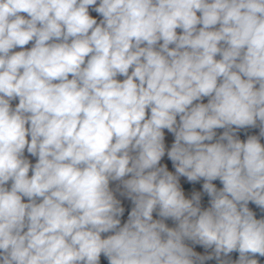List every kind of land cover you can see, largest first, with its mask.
I'll return each mask as SVG.
<instances>
[{
	"label": "clouds",
	"instance_id": "obj_1",
	"mask_svg": "<svg viewBox=\"0 0 264 264\" xmlns=\"http://www.w3.org/2000/svg\"><path fill=\"white\" fill-rule=\"evenodd\" d=\"M95 5L0 0V264H259L264 0H99V23Z\"/></svg>",
	"mask_w": 264,
	"mask_h": 264
},
{
	"label": "crops",
	"instance_id": "obj_2",
	"mask_svg": "<svg viewBox=\"0 0 264 264\" xmlns=\"http://www.w3.org/2000/svg\"><path fill=\"white\" fill-rule=\"evenodd\" d=\"M98 4H99V0H97V5L90 6L89 7V14L93 18L97 19V22L99 23L100 20L102 19V16L93 11L94 7L98 6ZM177 33L180 34L181 33V30L180 29H177ZM161 43H162V41H161ZM32 44H33V42H30L28 45L24 46V48L25 49H30L32 47ZM170 47H173V45H170ZM20 50H22V49L16 48L13 51H20ZM217 59H219V56H217ZM117 79L123 80L124 77L118 76ZM257 87H258V85H257ZM207 99L208 98H204L202 101H197V102L207 103ZM197 102H194V103H197ZM10 103H11V106L13 108H15V106L19 103V100L17 98L15 100H12ZM177 120H179V117H177ZM254 129L256 131H258V136H259V133H260L259 126L255 127ZM164 133H165V148H166V153H167V150L170 149V147H171V145H172V143L174 141V135L172 133L168 132L167 129L164 130ZM29 139H30V137H29ZM260 142L262 144H264V137H261L260 138ZM24 157L26 159H28L31 164H35L36 161H37V158L36 157H32L30 154H28L26 149H25ZM160 163H161V165H167L169 171H172L173 173L175 172V169H174V167L172 165V162L168 159L167 154H165V156L162 158V160H161ZM31 174L32 173H31V170H30L29 175H31ZM180 183H181L182 188L185 191L186 198H189L190 199L191 196H192V194L194 192H197L198 191L201 194V207L202 208H207V207L210 206L209 205L210 197H208L207 194L204 193L203 190H202V184L204 183L203 179H201L199 182H195V183L189 184L186 181V178L181 177L180 178ZM213 183L216 185V187L218 189L223 187V185L220 183L219 180L213 181ZM10 184H11V182H9L8 187H10ZM110 189L113 190V193H114L116 199H118L120 201V205H131L132 207H134V205H133V203H132V201L130 199H128L126 196L121 195V192H123V188L120 185V182L119 181L110 182ZM24 202H27V198H24ZM248 207L252 211V204H251V202H249ZM119 218L121 220V226H122L127 221L128 215L125 216V217H119ZM153 219L154 220L155 219H161V217H159L157 215V212H154L153 213ZM164 223L168 227H171V228L176 227V222L173 221V220H171V219L164 220ZM111 234H113V233H111V232L110 233H102L101 235H102V238H106L108 235H111ZM185 243L189 247H192L193 250L196 251L200 255L206 256V255H209V254L212 253V249H205V248H203V246L198 245V244H193L191 241H185ZM234 254H235V251L232 252V253H230V254H228L227 257H223L222 256V259L231 261L232 264H234ZM100 264H109L107 258L104 257L103 254H101V257H100ZM204 264H219V262L215 258H213L212 260H206L204 262Z\"/></svg>",
	"mask_w": 264,
	"mask_h": 264
},
{
	"label": "built area",
	"instance_id": "obj_3",
	"mask_svg": "<svg viewBox=\"0 0 264 264\" xmlns=\"http://www.w3.org/2000/svg\"><path fill=\"white\" fill-rule=\"evenodd\" d=\"M233 127H235V126H233ZM215 131L217 133L216 138H218L223 133L224 129H216ZM236 135L238 136L239 139H241L242 141H245L248 138V136H251V135L258 136V131H256L252 127H249V128L240 129L236 133ZM216 138H214V140L212 142H215ZM251 204H252V211L254 212L255 217L257 219L264 218V211H262L260 208H258L254 203L251 202ZM120 206L124 208V213L121 217H125V216L129 215L130 211L133 208L131 205H120ZM254 258H256L258 260L259 264H264V257H261L257 254ZM238 259H239V253L235 251L234 264H235V261H237Z\"/></svg>",
	"mask_w": 264,
	"mask_h": 264
}]
</instances>
